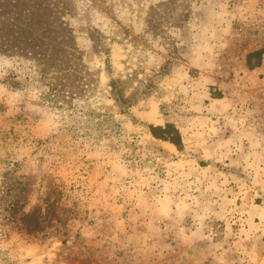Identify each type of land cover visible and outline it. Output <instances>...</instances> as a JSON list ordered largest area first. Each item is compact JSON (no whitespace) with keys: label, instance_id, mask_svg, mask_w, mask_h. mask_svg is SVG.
<instances>
[{"label":"rangeland","instance_id":"1","mask_svg":"<svg viewBox=\"0 0 264 264\" xmlns=\"http://www.w3.org/2000/svg\"><path fill=\"white\" fill-rule=\"evenodd\" d=\"M259 49L264 0H0V264H264Z\"/></svg>","mask_w":264,"mask_h":264},{"label":"trees","instance_id":"2","mask_svg":"<svg viewBox=\"0 0 264 264\" xmlns=\"http://www.w3.org/2000/svg\"><path fill=\"white\" fill-rule=\"evenodd\" d=\"M262 54H264V49H259L248 53L247 65L249 66V68H252L254 65L258 64V63H252L251 58L257 56L261 57ZM110 85L112 87V90L115 91V93L117 94V100H119L120 102L130 103V100H132L130 98H133L134 96L133 94L136 93L135 91L132 92V95H125L123 92V88L117 83L116 79H112ZM150 131L155 137L161 138L163 140H167L180 149L182 145L181 135L179 130L173 123L167 121L163 125H150Z\"/></svg>","mask_w":264,"mask_h":264}]
</instances>
